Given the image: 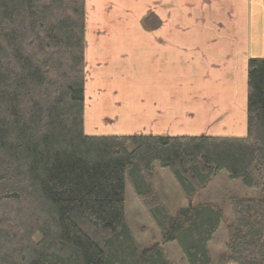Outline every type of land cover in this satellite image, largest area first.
I'll list each match as a JSON object with an SVG mask.
<instances>
[{
	"label": "trees",
	"instance_id": "trees-1",
	"mask_svg": "<svg viewBox=\"0 0 264 264\" xmlns=\"http://www.w3.org/2000/svg\"><path fill=\"white\" fill-rule=\"evenodd\" d=\"M85 28V0H0V264H172L126 220L128 174L163 243L214 264L223 208L194 201L222 172L261 197L229 199V253L217 264H264V59L249 62L244 137L87 135ZM155 164L187 201L175 215Z\"/></svg>",
	"mask_w": 264,
	"mask_h": 264
},
{
	"label": "crops",
	"instance_id": "crops-1",
	"mask_svg": "<svg viewBox=\"0 0 264 264\" xmlns=\"http://www.w3.org/2000/svg\"><path fill=\"white\" fill-rule=\"evenodd\" d=\"M85 6V133L89 111L91 133L114 126L113 135H247L249 62L264 59V0ZM181 11L188 31L177 30ZM151 17L156 24L147 26Z\"/></svg>",
	"mask_w": 264,
	"mask_h": 264
},
{
	"label": "rangeland",
	"instance_id": "rangeland-1",
	"mask_svg": "<svg viewBox=\"0 0 264 264\" xmlns=\"http://www.w3.org/2000/svg\"><path fill=\"white\" fill-rule=\"evenodd\" d=\"M181 10L188 11V8H182ZM183 11H181L182 14L179 13L180 15L178 16V31H188V23H186L188 15H184ZM147 24V26L155 25L156 21L151 17ZM92 31V27H88L87 38L90 42ZM87 115L89 121V111H87ZM88 121L86 120L87 134H118L114 133V126L102 127L99 131H96V133H91L89 131L91 123L90 126H88ZM152 172L157 194L160 196L163 203L168 207L171 214H177L181 208L187 205V201L183 197V194L175 183L171 173L169 170L161 168L158 164L154 165ZM135 187L136 182L133 181L131 175L128 174L126 177V220L138 243L143 247H150L155 243H161L165 254L172 264H189L188 259L185 257L177 242L173 241L163 243L162 236L157 225L136 197ZM234 196L261 197V191L246 187L241 179L231 180L226 172H222L210 182L206 189L196 196L194 201V204L213 202L223 208V223L209 242V249L214 264L218 263V260L222 255L229 253L227 248L228 233L226 227L232 221V211L230 209L229 199Z\"/></svg>",
	"mask_w": 264,
	"mask_h": 264
}]
</instances>
